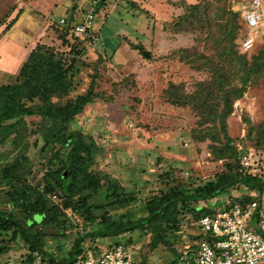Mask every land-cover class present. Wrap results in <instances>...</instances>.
I'll return each mask as SVG.
<instances>
[{
	"label": "rangeland",
	"instance_id": "374dc122",
	"mask_svg": "<svg viewBox=\"0 0 264 264\" xmlns=\"http://www.w3.org/2000/svg\"><path fill=\"white\" fill-rule=\"evenodd\" d=\"M200 1L205 5L196 14V9L190 7ZM250 2L107 0L97 12V38L76 40L84 53L76 63L78 70L70 97L85 94L94 82L97 99L77 116L71 129L93 135L100 145L106 146V153L97 159V169L118 179L127 192L137 197L136 202L113 211V215L126 214L133 220L147 217L145 203L151 196L177 184L206 183L227 170L228 163H233L222 135L211 138L212 133L219 131L218 125H201L200 116L191 106L173 105L165 91L175 84L183 86L185 93L193 94L198 84L212 80L206 65L217 60L212 40L223 36L222 25L229 21L230 12L239 13L241 28L237 43L252 34L257 50L264 45V21L255 31L243 24L242 17ZM262 3L264 10V0ZM74 5L76 9L72 11ZM83 9L79 10L76 0H0V32L23 11L13 28L0 39V84L15 82L27 51L41 37L44 45H50L54 51L62 49L58 46L60 20L76 14L78 22L82 21ZM49 24H54L53 30L46 32ZM257 50L247 53L248 58ZM25 121L31 131L25 141L30 167L27 179L38 185L48 171L52 155L42 150L44 142L37 132L40 118L27 117ZM263 130L264 75H261L251 81L244 96L235 102L228 119V134L238 150L253 152L254 174L264 178V144H259V133ZM13 139L0 146V173L19 153ZM5 190L0 185V210L10 208L3 204ZM248 192L237 186L216 199L192 205L199 209L218 208L226 201H236L238 195L246 197ZM53 200L62 204L59 197L54 196ZM65 212L67 221L63 230L44 228L50 233L44 240L45 249L59 260L69 258L80 235L98 229L97 223L86 222L72 209ZM196 215L182 210L178 216L179 229L170 233L168 244L161 242L154 246L153 233L142 230L94 242L101 247L122 242L134 248L139 264H172L183 247L195 241L199 232ZM23 217L19 214V219ZM91 241L88 238L83 248ZM1 246L4 248L0 264H31L21 238L12 239L11 233L4 234L0 237Z\"/></svg>",
	"mask_w": 264,
	"mask_h": 264
},
{
	"label": "trees",
	"instance_id": "16d2710c",
	"mask_svg": "<svg viewBox=\"0 0 264 264\" xmlns=\"http://www.w3.org/2000/svg\"><path fill=\"white\" fill-rule=\"evenodd\" d=\"M202 4L205 5L200 1L190 8L197 11L203 7ZM100 8L96 9L97 12ZM75 9L74 5L71 10ZM22 12L20 10L1 30L0 39L13 28ZM230 14L229 21L222 25L223 36L212 40L217 60L206 64L212 80L198 84L193 94L185 93L183 86L175 84H170L165 93L173 105L191 106L200 116L201 125H218L219 131L212 133L211 138L222 135L233 163H228L227 170L206 183L192 186L177 184L151 196L145 203L147 217L138 220L128 218L126 214H112L136 202L137 197L127 192L118 179L97 169V159L106 153V146L100 145L93 135L71 129L77 116L97 99L94 82L85 94L70 97L78 70L76 63L84 53L78 48V37L72 33L78 23L76 14H71L58 31V46L62 49L54 51L50 45H44L41 37L21 63L15 82L0 84V146L13 137V144L19 150L14 160L0 173V185L6 188L3 204L10 206L0 210V237L11 233L12 239L21 238L29 251L31 264L35 252L53 264H73L83 252V244L88 238L95 241L142 230L153 233L154 246L161 242L168 244L170 233L174 234L179 229L178 216L182 210L195 213L197 217L203 212L201 219L204 215L214 214L217 209H199L192 204L216 199L237 186L263 193L264 178L249 174L241 164L243 151L238 150L228 134V119L234 112L235 102L244 96L251 81L264 75V45L257 50L256 41L250 51L243 52L242 41L237 43L241 28L239 13ZM242 20L246 26L243 17ZM53 26L49 24L46 32L53 30ZM63 48H68V51ZM255 50L248 58L247 53ZM27 117L40 118L37 132L44 142L42 150L52 155L48 171L38 185L27 179L30 167L25 141L31 135L25 121ZM259 135V144L263 145L264 130ZM54 196L62 200L61 205L53 200ZM252 200L250 196L244 197V202ZM67 209H72L86 222L97 223L98 229L80 235L69 258L59 260L45 249L44 240L50 233L44 228L63 230ZM19 214L24 215L23 219H19ZM35 216L41 219L36 220ZM201 237L196 235L194 239ZM3 248L0 247V253Z\"/></svg>",
	"mask_w": 264,
	"mask_h": 264
},
{
	"label": "built area",
	"instance_id": "2783aa9c",
	"mask_svg": "<svg viewBox=\"0 0 264 264\" xmlns=\"http://www.w3.org/2000/svg\"><path fill=\"white\" fill-rule=\"evenodd\" d=\"M76 1L79 10L84 8L85 14L72 33L78 38L95 40L96 9L103 8L107 0ZM243 18L249 30L259 28L264 21L262 0H251ZM65 22V18L60 20L61 25ZM255 42V36L247 35L241 42L242 51H250ZM252 157V151L243 153L241 164L249 174L255 176ZM243 190H248L250 194L247 196L253 200L244 202V197L238 195L236 201H226L214 214L204 215L197 223V235L202 237L186 244L172 264H264V192L260 194L245 186ZM91 242L83 248L73 264H139L134 248H128L122 242L107 247ZM33 256V264H53L38 252Z\"/></svg>",
	"mask_w": 264,
	"mask_h": 264
},
{
	"label": "crops",
	"instance_id": "0c3cea01",
	"mask_svg": "<svg viewBox=\"0 0 264 264\" xmlns=\"http://www.w3.org/2000/svg\"><path fill=\"white\" fill-rule=\"evenodd\" d=\"M67 12H65L64 14H66ZM28 52V51H27ZM17 55V54H16Z\"/></svg>",
	"mask_w": 264,
	"mask_h": 264
}]
</instances>
